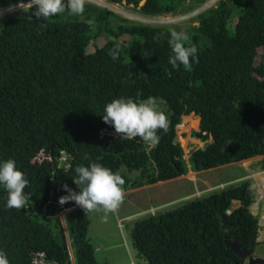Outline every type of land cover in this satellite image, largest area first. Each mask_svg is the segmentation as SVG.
Segmentation results:
<instances>
[{"label":"trees","instance_id":"1","mask_svg":"<svg viewBox=\"0 0 264 264\" xmlns=\"http://www.w3.org/2000/svg\"><path fill=\"white\" fill-rule=\"evenodd\" d=\"M22 1L0 0V10ZM105 1L155 18L191 13L204 0ZM33 11L25 6L0 19V162L15 161L30 195L24 209H9L0 185V251L9 264L111 263L96 256L90 212L78 207L60 215L78 206L59 203L67 195L63 185L79 191L72 179L76 166L107 167L121 175L127 192L174 180L189 172V164L202 171L264 156V0H218L184 26L136 21L90 2L80 15L65 11L46 21ZM173 31L198 49V62L188 69L168 63ZM116 44L120 54L113 60ZM149 96L169 120L152 150L139 137L121 139L102 119L113 99ZM192 113L201 119L192 136L205 145L187 161L177 127ZM37 152L47 158L35 160ZM249 182L171 208L146 206L126 224L132 262L246 264L227 241L241 250L253 242L255 251L264 248ZM233 201L241 203L234 210Z\"/></svg>","mask_w":264,"mask_h":264},{"label":"clouds","instance_id":"2","mask_svg":"<svg viewBox=\"0 0 264 264\" xmlns=\"http://www.w3.org/2000/svg\"><path fill=\"white\" fill-rule=\"evenodd\" d=\"M217 1L218 0H204L199 7L191 12L193 17L195 18L200 12L215 6ZM85 2L86 0H67V3H65L64 0H23L21 3L7 8L17 5L20 7V5L25 4L24 7L28 6L31 10L34 9L32 15L35 16L37 20L42 19L46 21L65 11H68L72 15H80L85 11ZM193 17H191V19ZM193 24H197V21L195 20ZM41 26L45 27L46 25L42 23ZM187 40L188 37L186 35L176 31L170 34L168 45L172 54L168 58V63L173 70L178 69L181 65L185 69H188L193 62H198V49L195 44L187 45ZM119 54L120 45L116 44L114 48L110 50L109 55L113 60H116ZM102 119L104 123L114 127L115 132L120 135L121 139L133 140L139 137L140 140L147 145L148 150L154 149L159 144L160 135H158V132L162 131L163 133H167L169 128L168 117L159 109L158 100L153 96H149L140 102L131 98L125 99L123 97L113 99L110 103L105 105ZM33 158L42 161L47 158V153L37 152ZM48 159H51V156H49ZM69 170H73L71 169V165H69ZM73 171L75 174L72 175V179L79 191H74L69 188L67 184L63 185L62 187L64 191L67 192V195L61 196L59 198V203L64 205L72 201L78 206L68 208L61 212L60 215L62 218L65 213L78 207H81L85 213L94 211L98 207H102L106 212H115L119 209L125 195L123 191L125 181L121 175L113 173L107 167L95 162L90 163L89 166H76ZM260 173H262V175L258 182V190L260 191V200L264 203V191L262 190L264 171ZM257 174L252 176H247V174H245V176L255 179ZM246 179L249 178H245L244 180ZM249 183L251 184L252 196L255 202L256 195L254 194V185L256 182L252 183L250 180ZM0 185H3L7 191V208L22 210L26 207L30 200V195L25 194L24 191L28 185V181L25 179L24 173L17 169L14 160L8 159L0 162ZM129 193L130 192L127 194ZM232 210L234 209L232 208ZM228 213H231V210L228 211ZM258 241H261L259 237ZM261 242L264 244V241ZM253 243L252 248L254 247ZM254 252L258 255H264V248L261 251L254 250ZM129 256L130 264H134L131 260V251ZM245 263L247 264L246 258ZM0 264H9L7 255L3 251H0Z\"/></svg>","mask_w":264,"mask_h":264},{"label":"rangeland","instance_id":"3","mask_svg":"<svg viewBox=\"0 0 264 264\" xmlns=\"http://www.w3.org/2000/svg\"><path fill=\"white\" fill-rule=\"evenodd\" d=\"M96 4L98 6L107 7L118 14L126 18H130L136 21L150 23V24H171L176 23L178 25L184 26L186 19H191L193 17L192 13L189 14H178V15H164L163 17H143L138 12H136L132 6H126L125 3L121 4H110L105 0H86ZM25 4L13 6L7 9L0 10V19L4 18L5 15L12 13L18 9L24 7ZM200 116L192 113L190 116H184L182 122L177 127V140L182 144L185 152V159L188 161L192 152L198 148H202L205 142L192 136L194 132L200 130ZM210 142V140H209ZM234 177H240L242 174H246L241 168L235 166L233 168ZM219 171V172H218ZM221 170H213L211 173L214 177L224 178V174L220 172ZM233 172V171H231ZM173 181L166 184L160 185H148L138 189H133L129 194H125L124 197H128L127 200L123 199L121 204H127L124 208H120L115 212H106L102 207H98L96 210L91 211L89 216L90 228H89V238L96 249V256L100 261H106L110 258L112 264H122L127 262L130 264L129 253L133 251L132 240L126 229V224L133 222L132 220L141 217L142 212L147 210L148 207H160L159 210L171 208L180 205L181 202L174 201L177 197V192L173 189ZM165 188V190H161ZM217 188H221L220 186ZM215 188V189H217ZM214 190V189H213ZM207 192L204 194H210ZM130 206V208H129ZM150 207V208H151ZM254 215L259 218L260 228H259V238L264 239V220L262 215L264 214V209L262 205H256L255 202L252 203L250 207ZM128 213L133 214L127 220ZM135 262L137 263L135 257ZM110 263V261H109ZM111 264V263H110Z\"/></svg>","mask_w":264,"mask_h":264},{"label":"crops","instance_id":"4","mask_svg":"<svg viewBox=\"0 0 264 264\" xmlns=\"http://www.w3.org/2000/svg\"><path fill=\"white\" fill-rule=\"evenodd\" d=\"M264 164L263 162V157L262 156H258V157H254V158H250L247 160H243L240 162H234V163H230V164H226L223 166H219L213 169H209V170H202V171H194L191 169V166L189 164V172L185 175H182L173 181V189L177 192V197L174 201H178L181 202L182 200L191 198V197H196V196H202L204 195V193L207 192H212L213 189L215 190V188L217 187H222L228 184H235V183H239L242 180H244L245 178H249L252 183L256 182L254 187H255V195H256V200L255 203L258 207V205H262L263 209H264V203L263 201H261L260 199V191L258 190V182L260 179V176L262 175V173L257 174L256 178H250V177H246L245 175L243 177H234L236 174L234 173L233 168L235 166L239 167L242 169V171H245V166L250 165V167L252 169H257L258 167L262 166ZM213 170H221L220 172H222L224 174V178H218V177H214L213 178V174L215 173H211ZM233 171V172H231ZM219 172V171H218ZM170 181H166V182H161L160 185L166 184ZM138 189V188H137ZM133 190V189H132ZM132 190H129L128 192H131ZM161 190H165V188H161ZM128 192H125L124 194H127ZM240 206V202L239 201H234L233 202V206L232 208L235 209L237 207ZM254 212V211H252ZM255 214V213H254ZM129 219V216H128ZM262 219L264 220V214L262 215ZM261 241H264V239H261V237L259 238ZM264 245V244H263ZM110 262L112 264V261L110 259ZM122 264H128L127 262H124Z\"/></svg>","mask_w":264,"mask_h":264},{"label":"water","instance_id":"5","mask_svg":"<svg viewBox=\"0 0 264 264\" xmlns=\"http://www.w3.org/2000/svg\"><path fill=\"white\" fill-rule=\"evenodd\" d=\"M227 244L231 246L234 250L238 251L241 256H244L247 260V264H264V255L255 254L254 247L250 250L241 251L237 243H231L227 241Z\"/></svg>","mask_w":264,"mask_h":264},{"label":"flooded vegetation","instance_id":"6","mask_svg":"<svg viewBox=\"0 0 264 264\" xmlns=\"http://www.w3.org/2000/svg\"><path fill=\"white\" fill-rule=\"evenodd\" d=\"M211 142V141H210ZM201 148V147H200ZM197 150V149H196ZM195 151V150H194ZM193 151V152H194ZM258 156H262L263 157V162H264V156L263 155H258ZM258 156H255V157H258ZM254 158V157H253ZM262 171H264V164L262 165V166H260V167H258L257 169H252L251 167H250V165H247V166H245V172H246V174H247V176H252V175H255V174H257V173H260V172H262Z\"/></svg>","mask_w":264,"mask_h":264},{"label":"built area","instance_id":"7","mask_svg":"<svg viewBox=\"0 0 264 264\" xmlns=\"http://www.w3.org/2000/svg\"><path fill=\"white\" fill-rule=\"evenodd\" d=\"M262 190L264 191V182L262 183Z\"/></svg>","mask_w":264,"mask_h":264},{"label":"bare ground","instance_id":"8","mask_svg":"<svg viewBox=\"0 0 264 264\" xmlns=\"http://www.w3.org/2000/svg\"><path fill=\"white\" fill-rule=\"evenodd\" d=\"M190 115H191V114H190ZM190 115H189V116H190Z\"/></svg>","mask_w":264,"mask_h":264}]
</instances>
